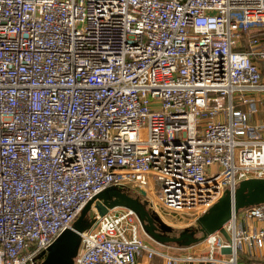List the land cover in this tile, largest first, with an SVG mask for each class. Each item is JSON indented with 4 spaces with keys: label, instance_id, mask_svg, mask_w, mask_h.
<instances>
[{
    "label": "built area",
    "instance_id": "2783aa9c",
    "mask_svg": "<svg viewBox=\"0 0 264 264\" xmlns=\"http://www.w3.org/2000/svg\"><path fill=\"white\" fill-rule=\"evenodd\" d=\"M249 180H264V0H0V264H40L105 190L207 212ZM122 209L93 212L73 264L181 260ZM240 211L184 260L257 255L264 203Z\"/></svg>",
    "mask_w": 264,
    "mask_h": 264
},
{
    "label": "water",
    "instance_id": "95a60500",
    "mask_svg": "<svg viewBox=\"0 0 264 264\" xmlns=\"http://www.w3.org/2000/svg\"><path fill=\"white\" fill-rule=\"evenodd\" d=\"M245 182V184H243ZM240 183L241 189L235 191L231 196L225 195L213 205L206 214L197 220L199 230L202 236L213 234L220 231L224 236L222 226L233 218L240 210L249 206L264 203V180H249ZM112 199H115V203ZM97 201V202H96ZM117 203V204H116ZM114 204L132 210L138 217L143 231L153 241L163 243H182L187 240L188 243L193 241L191 237H169L162 235L158 229L167 232V228L159 221L154 213L145 210L142 205L133 198L128 197L118 189H108L97 195L83 209L79 217L73 223L72 229L65 231L56 242L47 250L46 255L40 264H73V257L77 253L75 247L80 242L79 233L88 230L93 224L94 218L84 226L83 222L90 207H95L96 212L101 217L108 212V208ZM115 205V206H116ZM114 207V206H113Z\"/></svg>",
    "mask_w": 264,
    "mask_h": 264
},
{
    "label": "rangeland",
    "instance_id": "374dc122",
    "mask_svg": "<svg viewBox=\"0 0 264 264\" xmlns=\"http://www.w3.org/2000/svg\"><path fill=\"white\" fill-rule=\"evenodd\" d=\"M243 184H245V182ZM239 186H238V189L240 190L241 187ZM135 189L133 191L129 190V192H126L119 188L118 191L124 193L130 198L135 199L142 205V207L145 210H148L151 213H154L155 216L158 217L159 221L162 222V224L167 228L166 233L158 229V232L160 234L166 235L169 237H175V238L184 237V236L191 237L192 240H195V239L200 240L202 238V234L199 230L197 220L198 219L200 220V218H202L206 214L205 211L198 210V211H191V212L172 213L169 210H166L157 204L152 191H150L151 189L150 190L148 189V191L144 193L141 192V190L139 189L137 190ZM112 200L115 203L116 200L115 199H112ZM116 204L113 205L114 207L113 206L109 207L108 212H111L112 210H114V208H116V211L123 210L122 208L124 207L116 205ZM95 211H96L95 207H92L91 211L88 210V212L86 213L84 222H83L84 226H86L90 222V219L92 218V214ZM141 237L144 238L146 241L153 243L152 240L149 237H147L144 232H141ZM194 242H196V240ZM169 245L177 247L176 244H169ZM79 247H80V242L78 241L75 247V250L77 249L78 251Z\"/></svg>",
    "mask_w": 264,
    "mask_h": 264
},
{
    "label": "crops",
    "instance_id": "0c3cea01",
    "mask_svg": "<svg viewBox=\"0 0 264 264\" xmlns=\"http://www.w3.org/2000/svg\"><path fill=\"white\" fill-rule=\"evenodd\" d=\"M235 222L237 225H241L244 227H253L256 226L254 222L248 221L244 219L242 212L240 211L236 217ZM204 239V241H203ZM148 242V241H147ZM151 246L161 251L162 253L172 256L181 260L176 261L175 264H211L210 261H193L187 262L185 261V257H208V245L205 242V238L202 236L200 240L193 241V243H188L187 240L182 241V243H157L152 241ZM169 244H176L177 247L171 246ZM178 244V245H177ZM47 252V251H46ZM46 252L43 254L42 260L44 259ZM220 256L218 253L214 255V258L218 259ZM237 261L239 263L244 264H264V248L258 252L255 256H249L244 251H238L237 253ZM138 264H165V260L161 257L154 256L152 259H148L145 255H140L137 258Z\"/></svg>",
    "mask_w": 264,
    "mask_h": 264
},
{
    "label": "bare ground",
    "instance_id": "6f19581e",
    "mask_svg": "<svg viewBox=\"0 0 264 264\" xmlns=\"http://www.w3.org/2000/svg\"><path fill=\"white\" fill-rule=\"evenodd\" d=\"M97 202V201H96ZM92 207H93V205H92ZM92 207H90V211L92 210ZM83 211V210H82ZM81 214V213H80ZM79 217V216H78Z\"/></svg>",
    "mask_w": 264,
    "mask_h": 264
}]
</instances>
